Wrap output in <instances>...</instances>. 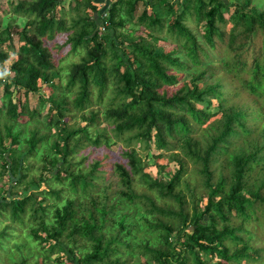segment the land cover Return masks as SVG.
Returning a JSON list of instances; mask_svg holds the SVG:
<instances>
[{"label": "trees", "instance_id": "16d2710c", "mask_svg": "<svg viewBox=\"0 0 264 264\" xmlns=\"http://www.w3.org/2000/svg\"><path fill=\"white\" fill-rule=\"evenodd\" d=\"M97 1H103L101 8ZM60 3L0 0V63L8 59L6 66H0V110L10 120L2 124L9 141L1 148L7 179H23L26 156L38 142L48 138L52 152L49 158L42 157L40 173L19 192L3 190L7 194L0 195V214L20 219L28 201L35 212L43 196L37 199L30 188L50 177L81 193L101 180V200L91 195L90 205L82 207L76 202L79 197H65L62 205L53 208L51 223L39 221L44 236L31 228L34 238L48 243L45 258L60 249L66 264H124L118 244L130 250L134 243L150 259L139 264L260 262L253 254L260 253L263 243L244 223L256 219L264 223V215L255 214L258 207L264 212V173L253 175L255 168L264 170V8L252 0H75L69 6L74 12L68 22ZM10 11L25 19L18 29L13 30V17L1 24V16ZM132 20L145 35L121 30ZM163 26L165 35L176 41L175 47L165 50L157 44ZM64 32L62 43H68L71 51L81 48L82 54L68 64L61 88L53 80L58 69L48 41ZM219 41L226 53L213 62L210 50ZM184 71L190 72L189 80L181 78ZM230 79L235 82L231 88ZM108 86L111 96L103 108H84L92 88L99 100ZM19 91L21 95L12 98ZM29 93L37 94L39 105L46 106L42 121L54 128V136L39 132L32 123L24 145L18 146L22 127L13 130V121L21 115L29 123L39 111L28 105ZM242 94L246 96L241 98ZM212 104L217 106L214 111L209 108ZM72 109L84 119L81 126L68 122L74 116ZM197 130L202 135H195ZM83 139L124 144L119 152L126 162H111V179L102 182L108 167L98 158L86 171L72 169L77 162L70 155ZM135 143L146 153L153 147L155 159L166 157V162L152 161L157 173L164 171L167 161L176 164L172 170L167 168L168 179L145 170L149 160L141 157ZM187 161L195 164L202 178V194L190 189L182 176ZM180 183L189 191V203L178 189ZM113 184L116 193L109 196L106 190L112 193ZM61 189L51 187L44 193L60 198ZM151 190L161 198H172L176 205L156 203ZM110 197L113 201L108 202ZM140 201L146 205L139 213L146 230H157L152 245L147 238L134 242L129 237L133 226L140 225L132 220ZM79 239H87L89 249L83 250L86 244H82L74 252Z\"/></svg>", "mask_w": 264, "mask_h": 264}, {"label": "rangeland", "instance_id": "374dc122", "mask_svg": "<svg viewBox=\"0 0 264 264\" xmlns=\"http://www.w3.org/2000/svg\"><path fill=\"white\" fill-rule=\"evenodd\" d=\"M75 0H61V8H63V10L65 11V18L66 20L69 22V17L68 15L73 11V9L69 8V6L71 4H74ZM98 2V1H97ZM96 2L97 6L99 8H101L103 6V1H99L98 3ZM253 3H255L256 5H258L261 8H264V0H252ZM59 9V8H58ZM141 9V4L138 6V8L135 10V13L138 12ZM88 13H91L88 9H86ZM158 15L161 14L160 11L157 12ZM9 17H13L14 21H12L13 23V30L16 28L18 29L19 27L22 26V24L24 23V17L16 15L14 13L10 12H6L1 16V24H5V22L9 19ZM189 23H191L190 20H187ZM12 27V26H11ZM121 30L124 31H131V33L134 34H144L145 30L142 29L139 25H135L133 20L132 21H127L125 23V25L123 27H121ZM167 32H165V28L164 26L161 28L160 30V34H162L161 38L158 37L157 38V44H159L160 46L163 47V49H168L171 47H175V42L172 38V36H168L165 35ZM65 32L64 33H59L58 36L54 37L53 39L48 41L49 47L52 51V54L54 56V61H55V66L58 69L57 74L54 76L53 80L61 85V88L63 87L64 81H65V74L67 72V68H68V64L71 61H77L80 57V55L82 54V49L78 48L75 51H71L69 49V44L68 43H62L63 40H65ZM13 42L14 44L18 43V39L15 35H13ZM225 44L222 43V41H219L215 47V50H210L212 52V56L213 58H211L210 60H212L213 62H216V60L218 58H221L223 56V53H226V49H225ZM9 54H11V52H9ZM178 54H182V51H179ZM8 63V59H6L4 62L0 63V66H6ZM219 72H224V71H219ZM223 74V73H222ZM181 78L183 80H189L190 78V72L188 71H184L181 73ZM231 81V79L229 80ZM235 84L234 80L231 81L230 83V88L232 87V85ZM43 92H46V88L43 87ZM110 86H108V89H106L103 94L102 97L99 98V100H97V93L96 90L94 88H92V92H91V97H90V103L89 105H87V107H84L85 109L88 108H92V109H101L104 107V105L107 104V101L109 100V97L111 96L110 94ZM63 90V89H62ZM0 92H1V88H0ZM19 93L21 95V91L19 92H13V94H11L12 98H14L16 95L19 97ZM37 94L35 93H29L27 95V103L28 105L34 106L36 108H39L38 110V115L35 116V120L34 121H30L29 123L23 122L25 119V116H18V118H16L13 121V130L16 128H21V132L19 135V142H18V146L24 145V141L23 138H25L27 135H29V127L31 126V124L33 123V125H37L39 128V132L41 131H48L50 136L53 137L54 135V128L51 126H47L42 120L44 119V112L46 110V106H40L39 102L37 100L36 97ZM246 95L242 94L241 98H244ZM239 97V96H238ZM232 99H235L236 97H231ZM214 103V99H211ZM1 101V98H0ZM1 104V103H0ZM203 104V103H202ZM201 103H197L198 106H202ZM1 108V105H0ZM211 111H214L217 109V106L215 104H212L209 106ZM73 110V109H72ZM76 109H74L72 112L74 114V116L68 120V122H70L71 124H73V122H76L77 125L81 126L85 121L84 119H81L79 114H78V110L75 111ZM218 116V115H217ZM6 114H3V111L0 110V133L3 136V144L1 146L0 144V195L3 193L4 195L7 194L5 190V188H12V190H16L17 192H19L24 185H26V182L28 179L31 178H36L38 176V174L40 173V166L43 163L42 157L46 154L49 158V156L51 155V150L48 146V142L49 139L46 138L45 140L38 142L36 144V148L32 150V152L30 154H28L26 156V162H27V167H23L22 171L24 172V177L23 179H21V181H9V178L7 179V171L5 169V167L3 168L2 166V158H1V153L4 154L2 152V147L3 146H8L9 145V141L7 139H5L4 136V128H3V122L7 121L6 120ZM10 120H8L9 122ZM208 122V121H206ZM206 122L204 124H206ZM103 121L100 122V127L103 125ZM204 124L202 126H204ZM201 127V126H200ZM259 124L255 127L258 128ZM94 133V132H92ZM107 133L110 134V131L107 130ZM195 135H202L200 130H197L195 132ZM50 137V138H51ZM200 137V136H199ZM12 144V143H11ZM135 147L138 149V151L142 154V158L149 160V162L147 163V165L145 166V170H147L151 175H154L157 173V171H155V165L154 163H152V161L155 159L154 157L151 156V154H153V147H151L149 150H147V153L143 150V149H139L138 144L135 143ZM124 144H122L119 140L118 141H111L109 144H105L102 141L99 144H93L91 142H89L88 140L83 139L82 142V146L79 147L77 149V151L73 152L70 155V160H72V162H77L76 164L72 165V169L74 171H78L79 168L82 170H87L89 168L90 162L96 158H98L101 162H103L105 165H107L108 169L107 171H105V177L102 178V182H106L107 181V177L109 176L111 179V168H112V164L111 162L113 160H122L123 162H126V159L124 156L121 155V153L119 152L120 148H123ZM175 150H178V148H175ZM144 153H146L144 155ZM45 155V156H46ZM166 157H157L155 159L156 162H161V161H165L166 162ZM187 165L185 166V172L183 173V177L185 180L188 181L189 183V188L193 189L195 191L196 194H202L205 192V188L203 187L202 184V178L200 176V174L195 170V164L191 161H187L186 162ZM176 167V164L173 161H167L166 164V168L163 170H161L160 172H158L157 174L159 176H161L164 179H168V176L166 171L169 169H174ZM168 168V169H167ZM217 169V164L215 165V175H216V170ZM259 172L260 175L264 173L263 169H258L255 168L254 169V173L253 175H256L255 172ZM45 177H47L49 175L48 171H45ZM100 179V178H98ZM104 179V180H103ZM101 180L98 183L97 186H95L94 188H88L86 193H81V192H73L72 190H70L68 188V186L66 185V182H58L54 177H50V179H45L41 182L38 183L37 187L31 186L30 190H34L36 193V197L37 199H39L41 196L42 199L39 200V205H41L43 207V209L41 208V206L37 207L35 212L32 209V205L30 204V202L28 201L24 211L22 214H20V219H13L10 217L9 214H7L6 212L0 214V231L4 230V232H2V234H0V264H66L67 261H65L64 259V251L60 250V249H55L53 252H51L47 258H45V256L43 255L44 251H45V247H47L48 243L45 240L39 239V238H34L32 235L31 228H37L36 233L40 234L41 236H44V231L42 229H40L39 226V221L40 220H44L45 223H51L53 221V208L55 206H60L62 205V203L64 202V198L65 197H71L73 199H76L77 197H79L78 199H76V202H81V206L83 207L84 205L88 206L90 205L89 203V197L92 195L96 198V201H99L102 199V191H101ZM51 187H60L62 188L60 191V198L55 197L54 194L52 193H47L45 194L44 192H46L48 189H50ZM112 191L115 188V185L113 184V186L111 187ZM178 189H180L182 191V193H184L185 195V201L187 203H189V199L190 196L188 194L189 191H187L184 186H182V183L179 184ZM110 188H108L106 191L108 192V194H110L109 196L113 195L115 196V191H113L112 193H110L111 191H109ZM42 192V193H41ZM49 192V191H47ZM151 193V195L154 196V201L156 203H161L162 201L171 203L173 206L176 205V203H174V200L172 198H161L160 196H157L156 193L151 190L149 191ZM110 199H108V202L113 201V198L110 197ZM38 202V201H37ZM75 202V203H76ZM98 205V203H97ZM121 205L123 207H125V204L122 203H118V206L121 207ZM146 205H144L143 203H141V201L139 202V209H136V211L134 212V218H132V220L136 223V221L140 224L139 227L137 228L136 226H133L131 233L129 235V237L133 238V241H142L145 238H147L150 242V245H152L154 243V241L156 240V235H157V230L154 228H151L152 230H148L149 228L147 227V230L145 228L144 225V221L142 216L139 213H142V211H144V207ZM36 207V206H35ZM82 207L78 208V212L80 213V211H82ZM129 208L132 207V205L128 206ZM259 208V207H258ZM255 209V214L262 218V215H264V212L261 209ZM131 211H133V208L131 209ZM85 212V211H83ZM78 213V214H79ZM95 216H98V213L94 212ZM156 214V213H154ZM84 217L85 213H83ZM151 214H147L146 216H150ZM107 221V220H106ZM236 222H239V219H236ZM109 224V223H108ZM108 224L106 225V227L108 226ZM244 228H249L253 231V233L255 232V236H257L259 238V242H262L264 244V223H261L260 221L253 220L251 222H245L244 223ZM251 231V232H252ZM123 232H121L120 235H123ZM242 236H245V231L243 230V233L241 234ZM64 243L66 244V242L64 240H62ZM251 241V240H250ZM88 240L86 239H79L74 252H79V248L81 246H84L82 244H86L83 248V250H87L89 249V244H88ZM252 242V241H251ZM263 244H259L260 247L262 248L259 252V254H253V258H255L256 256L260 258V262H255L254 261H249V264H264V245ZM78 246V247H77ZM118 248L120 250V255L121 258H126V261L124 264H139L142 263L144 260H147V255L143 254L141 252L140 247L137 245L132 243L130 246V250L127 249L126 246H124V244H118ZM139 250V251H138ZM149 259V258H148ZM150 260V259H149ZM240 264H245L244 260H242V263Z\"/></svg>", "mask_w": 264, "mask_h": 264}]
</instances>
